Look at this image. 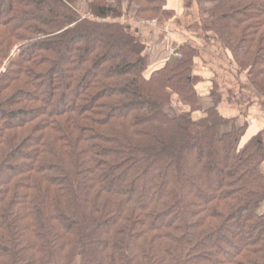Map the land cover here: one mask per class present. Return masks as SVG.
<instances>
[{"label":"trees","instance_id":"obj_1","mask_svg":"<svg viewBox=\"0 0 264 264\" xmlns=\"http://www.w3.org/2000/svg\"><path fill=\"white\" fill-rule=\"evenodd\" d=\"M75 1L0 0V264H264L261 134L242 143L215 91L195 115L194 48L148 73L118 20L170 0ZM204 1L264 96V0Z\"/></svg>","mask_w":264,"mask_h":264},{"label":"crops","instance_id":"obj_2","mask_svg":"<svg viewBox=\"0 0 264 264\" xmlns=\"http://www.w3.org/2000/svg\"><path fill=\"white\" fill-rule=\"evenodd\" d=\"M203 2L170 0L167 6L175 13L167 20L156 19L155 24L134 18L133 31L145 44L148 73L172 60L173 51L178 53V49L186 44L192 46L195 53L191 74L196 79L194 89L199 102V109L194 114L200 115L213 105L211 92L215 91L220 115L233 120L237 126L246 125L242 140L261 134L264 141V96L252 88L246 73L240 72L229 51L209 29L210 6ZM166 107L179 113L190 110L174 93Z\"/></svg>","mask_w":264,"mask_h":264},{"label":"rangeland","instance_id":"obj_3","mask_svg":"<svg viewBox=\"0 0 264 264\" xmlns=\"http://www.w3.org/2000/svg\"><path fill=\"white\" fill-rule=\"evenodd\" d=\"M205 2V1H204ZM203 2V3H204ZM75 6L78 8L79 11H83L85 12V9H86V0H76L74 2ZM208 7L210 6V3H207ZM123 12H124V16H122L121 18H119L118 20L121 21V22H124V23H130L131 25V28H132V31L134 29V27L132 26V23L134 24L136 21H135V17H134V8H130V9H126V6H125V2H124V9H123ZM155 19H161V20H167V18H164L162 15H158V16H155L153 18H151L150 20H144V21H147L148 23H151L152 20H155ZM152 24V23H151ZM135 25V24H134ZM164 28V27H163ZM172 106V105H171ZM173 107V106H172ZM175 108V107H174ZM177 108H175L174 110H176ZM165 112L167 113H172V114H179V112L176 110L173 112V109L172 108H169V107H165ZM229 128L227 127V129H223V130H228ZM242 143L245 142V140H242L241 141ZM263 167V168H262ZM262 169H264V164L262 165Z\"/></svg>","mask_w":264,"mask_h":264},{"label":"built area","instance_id":"obj_4","mask_svg":"<svg viewBox=\"0 0 264 264\" xmlns=\"http://www.w3.org/2000/svg\"><path fill=\"white\" fill-rule=\"evenodd\" d=\"M155 22H156V20H152V21H151L152 24H155ZM164 30L166 31V29H164ZM165 31H164V32H165ZM165 35L167 36V34H165Z\"/></svg>","mask_w":264,"mask_h":264},{"label":"water","instance_id":"obj_5","mask_svg":"<svg viewBox=\"0 0 264 264\" xmlns=\"http://www.w3.org/2000/svg\"><path fill=\"white\" fill-rule=\"evenodd\" d=\"M176 52V51H175ZM173 56H174V53L171 55V59L173 58Z\"/></svg>","mask_w":264,"mask_h":264}]
</instances>
